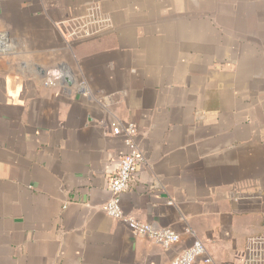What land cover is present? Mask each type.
Here are the masks:
<instances>
[{
    "label": "crops",
    "instance_id": "0c3cea01",
    "mask_svg": "<svg viewBox=\"0 0 264 264\" xmlns=\"http://www.w3.org/2000/svg\"><path fill=\"white\" fill-rule=\"evenodd\" d=\"M126 122L145 162L120 206L170 248L102 209ZM196 239L193 264H264V0H0V264H172Z\"/></svg>",
    "mask_w": 264,
    "mask_h": 264
},
{
    "label": "built area",
    "instance_id": "2783aa9c",
    "mask_svg": "<svg viewBox=\"0 0 264 264\" xmlns=\"http://www.w3.org/2000/svg\"><path fill=\"white\" fill-rule=\"evenodd\" d=\"M104 22L93 10L86 17L78 19L74 28L66 34L71 39L89 37L98 33ZM95 27V28H92ZM51 84L53 82L50 81ZM112 134L122 135L126 151L122 154L116 169L108 178L109 197L102 209L110 217L122 221L134 235L144 236L162 248L177 244L180 235L170 227H155L149 222L140 221L123 212L120 206V195L128 187L138 167L145 162L144 151L136 140V127L132 122L113 125ZM205 252V245L199 239L182 250L173 259L172 264H193Z\"/></svg>",
    "mask_w": 264,
    "mask_h": 264
},
{
    "label": "water",
    "instance_id": "95a60500",
    "mask_svg": "<svg viewBox=\"0 0 264 264\" xmlns=\"http://www.w3.org/2000/svg\"><path fill=\"white\" fill-rule=\"evenodd\" d=\"M63 80H65L68 84H71V79L68 76H64Z\"/></svg>",
    "mask_w": 264,
    "mask_h": 264
}]
</instances>
